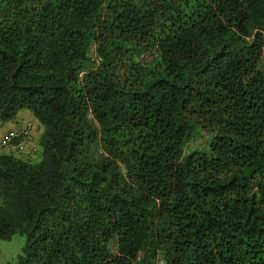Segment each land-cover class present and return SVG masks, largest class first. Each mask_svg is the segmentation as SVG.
Listing matches in <instances>:
<instances>
[{"label":"trees","instance_id":"obj_1","mask_svg":"<svg viewBox=\"0 0 264 264\" xmlns=\"http://www.w3.org/2000/svg\"><path fill=\"white\" fill-rule=\"evenodd\" d=\"M23 109L19 264H264V0H0V121Z\"/></svg>","mask_w":264,"mask_h":264},{"label":"crops","instance_id":"obj_2","mask_svg":"<svg viewBox=\"0 0 264 264\" xmlns=\"http://www.w3.org/2000/svg\"><path fill=\"white\" fill-rule=\"evenodd\" d=\"M30 125L32 127V140L28 143V148L32 146H36L39 149V141L40 137L43 133V125L41 122L35 117L33 112L29 109H23L19 112L17 117L14 120H11L6 123H2L0 121V141L4 139V137L11 131V130H20L25 126ZM0 153L9 154L8 150L0 149ZM14 155L21 156L19 152H14ZM31 154H26V157ZM25 157V155H24ZM36 157V156H34Z\"/></svg>","mask_w":264,"mask_h":264},{"label":"built area","instance_id":"obj_3","mask_svg":"<svg viewBox=\"0 0 264 264\" xmlns=\"http://www.w3.org/2000/svg\"><path fill=\"white\" fill-rule=\"evenodd\" d=\"M32 140V127L30 125L18 130H11L5 137L0 141V149L8 150L9 154L19 152L22 156L26 154L36 153L37 147L32 146L28 148L29 141ZM163 264V262H161Z\"/></svg>","mask_w":264,"mask_h":264},{"label":"rangeland","instance_id":"obj_4","mask_svg":"<svg viewBox=\"0 0 264 264\" xmlns=\"http://www.w3.org/2000/svg\"><path fill=\"white\" fill-rule=\"evenodd\" d=\"M39 159H42L41 149ZM25 243L26 236L20 233L15 234L11 239L0 238V264H19V257L24 253Z\"/></svg>","mask_w":264,"mask_h":264}]
</instances>
